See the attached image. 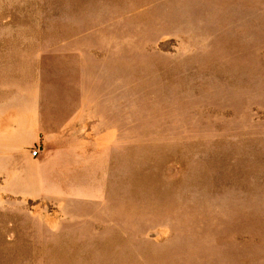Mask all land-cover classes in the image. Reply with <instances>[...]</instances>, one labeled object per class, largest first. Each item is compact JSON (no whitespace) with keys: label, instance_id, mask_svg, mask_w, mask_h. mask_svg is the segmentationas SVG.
<instances>
[{"label":"rangeland","instance_id":"rangeland-1","mask_svg":"<svg viewBox=\"0 0 264 264\" xmlns=\"http://www.w3.org/2000/svg\"><path fill=\"white\" fill-rule=\"evenodd\" d=\"M4 146L0 264H264V0H0Z\"/></svg>","mask_w":264,"mask_h":264},{"label":"bare ground","instance_id":"bare-ground-1","mask_svg":"<svg viewBox=\"0 0 264 264\" xmlns=\"http://www.w3.org/2000/svg\"><path fill=\"white\" fill-rule=\"evenodd\" d=\"M7 146V145H6ZM3 147V146H2ZM16 147V146H15ZM11 148H13V147H11ZM4 149V150H3ZM0 151H5L7 154H8V156H9V160L13 163V165H14V160H15V158H14V156L12 155V151L13 150H11L9 147H5L4 146V148H0ZM2 154V153H1ZM13 160V161H12ZM12 166V165H11Z\"/></svg>","mask_w":264,"mask_h":264},{"label":"built area","instance_id":"built-area-1","mask_svg":"<svg viewBox=\"0 0 264 264\" xmlns=\"http://www.w3.org/2000/svg\"><path fill=\"white\" fill-rule=\"evenodd\" d=\"M39 152H40V149L39 148H35L33 151H32V156L33 157H37L39 155Z\"/></svg>","mask_w":264,"mask_h":264}]
</instances>
